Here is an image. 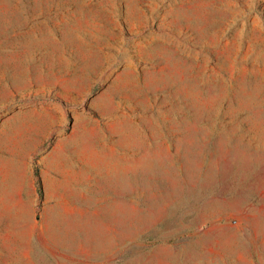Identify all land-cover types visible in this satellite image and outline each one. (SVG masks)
<instances>
[{
    "label": "rangeland",
    "instance_id": "374dc122",
    "mask_svg": "<svg viewBox=\"0 0 264 264\" xmlns=\"http://www.w3.org/2000/svg\"><path fill=\"white\" fill-rule=\"evenodd\" d=\"M0 264H264V0H0Z\"/></svg>",
    "mask_w": 264,
    "mask_h": 264
},
{
    "label": "trees",
    "instance_id": "16d2710c",
    "mask_svg": "<svg viewBox=\"0 0 264 264\" xmlns=\"http://www.w3.org/2000/svg\"><path fill=\"white\" fill-rule=\"evenodd\" d=\"M35 177L37 180V190H38L40 197L42 198L43 194H44V192H43V181H42L40 169L38 166L35 167Z\"/></svg>",
    "mask_w": 264,
    "mask_h": 264
}]
</instances>
